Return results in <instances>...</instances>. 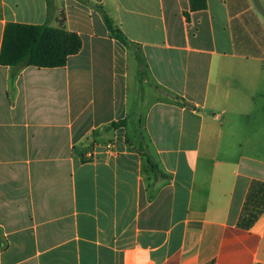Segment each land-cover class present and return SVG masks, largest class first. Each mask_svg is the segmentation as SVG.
I'll use <instances>...</instances> for the list:
<instances>
[{"label":"crops","instance_id":"obj_1","mask_svg":"<svg viewBox=\"0 0 264 264\" xmlns=\"http://www.w3.org/2000/svg\"><path fill=\"white\" fill-rule=\"evenodd\" d=\"M9 23L83 46L0 64V264H264V0H0V55Z\"/></svg>","mask_w":264,"mask_h":264},{"label":"trees","instance_id":"obj_2","mask_svg":"<svg viewBox=\"0 0 264 264\" xmlns=\"http://www.w3.org/2000/svg\"><path fill=\"white\" fill-rule=\"evenodd\" d=\"M192 10L207 8V0H190ZM105 22L113 37L127 44L122 31L105 15ZM83 46L81 37L69 31L63 24L58 27L22 23L7 24L0 55L2 66H33L57 68L67 65L70 56ZM185 105L190 106L185 102ZM141 152L147 156L152 167L157 168L144 144ZM256 217V216H255Z\"/></svg>","mask_w":264,"mask_h":264},{"label":"rangeland","instance_id":"obj_3","mask_svg":"<svg viewBox=\"0 0 264 264\" xmlns=\"http://www.w3.org/2000/svg\"><path fill=\"white\" fill-rule=\"evenodd\" d=\"M260 206H264V192H261V194L257 197L255 202V207L259 208ZM257 209L254 210L252 208V211L250 212L251 216H253L256 213Z\"/></svg>","mask_w":264,"mask_h":264}]
</instances>
